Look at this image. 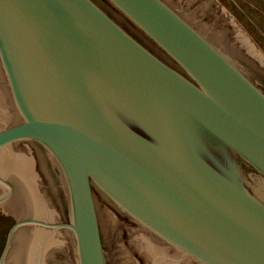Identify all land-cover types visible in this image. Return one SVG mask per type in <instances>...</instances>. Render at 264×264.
<instances>
[{"label": "water", "instance_id": "95a60500", "mask_svg": "<svg viewBox=\"0 0 264 264\" xmlns=\"http://www.w3.org/2000/svg\"><path fill=\"white\" fill-rule=\"evenodd\" d=\"M105 1L0 0V150L35 145L67 216L13 223L0 264L25 226L108 264L95 190L180 259L264 264V73L164 0Z\"/></svg>", "mask_w": 264, "mask_h": 264}, {"label": "rangeland", "instance_id": "374dc122", "mask_svg": "<svg viewBox=\"0 0 264 264\" xmlns=\"http://www.w3.org/2000/svg\"><path fill=\"white\" fill-rule=\"evenodd\" d=\"M217 1L234 24L232 38L238 42V46L242 47V49H238L236 46V49L264 72V0ZM0 93L4 96L3 107L0 108L1 127L16 121L1 75ZM13 153L21 157V160L25 159L28 162L33 186L42 196L43 210L39 213L34 211L26 187L17 175L8 171H0V176L4 177L13 187L11 197L0 205V253L8 229L13 223L26 218H42L56 222H59L61 218H67L64 209L63 214L60 215L59 209L51 200V196L44 190L45 184L43 185L34 169L31 157L23 151L13 149ZM47 180L51 184L48 176ZM5 193L6 189L0 186V197ZM94 199L101 224L107 263L150 264L151 261H147L141 255V239L144 234L138 227L117 214L96 190L94 191ZM34 231H41L44 236L50 238V242L48 241L43 247H40L41 244H35L33 240ZM32 256L35 257L36 264H77L73 242L65 230L51 234V230L48 229L31 226L20 228L14 236L5 264H30ZM174 257H176L175 254L168 253L167 263L171 264Z\"/></svg>", "mask_w": 264, "mask_h": 264}, {"label": "flooded vegetation", "instance_id": "af4514ba", "mask_svg": "<svg viewBox=\"0 0 264 264\" xmlns=\"http://www.w3.org/2000/svg\"><path fill=\"white\" fill-rule=\"evenodd\" d=\"M103 1L113 10H115L105 0ZM164 1H166L174 10H176L184 18L188 19L195 26L201 28L202 30H204L205 32L211 35L220 38L225 45L232 46L234 48L238 46L237 45L238 42H236V40L232 38V32H234V24L232 23V20L228 18L226 13L221 9L220 4L218 3L217 0H164ZM126 22L133 28V30L136 31V33L141 37L143 42L149 45L148 47L150 49H152L159 56L164 57V54L150 40H148L143 34H141L130 22H128L127 20ZM237 48L242 49L241 46H238ZM13 147L15 151H23L31 157V159L33 160L34 169L37 171L41 181L43 182V185L45 184L44 190H46L49 193L52 202L59 209L60 215H62L63 206H62L61 198L47 180L46 169L44 167L41 154L37 149V147L29 142H24V141H20L13 144ZM59 222L61 223L66 222V218H61ZM184 263L196 264L188 259L181 260L179 257H174V260L171 261V264H184Z\"/></svg>", "mask_w": 264, "mask_h": 264}, {"label": "bare ground", "instance_id": "6f19581e", "mask_svg": "<svg viewBox=\"0 0 264 264\" xmlns=\"http://www.w3.org/2000/svg\"><path fill=\"white\" fill-rule=\"evenodd\" d=\"M4 96L0 93V108L3 107ZM13 145L0 150V171H8L17 175L22 183L25 185L28 192L30 201L34 207L36 213L43 210L42 196L38 194V191L33 186L32 173L30 174L29 164L25 159L21 160V157L14 155ZM32 172V171H31ZM50 238L44 236L41 231H34L33 240L35 244H41L40 247L44 246ZM141 255L147 261H151L150 264H170L167 263V255L170 253L168 249L157 245L149 237L143 236L141 239ZM41 252V251H40ZM39 252V253H40ZM175 254V253H170ZM177 256V254H175ZM33 257V256H32ZM35 257L32 258L31 263H35ZM183 260V259H181ZM37 261V260H36ZM30 263V264H31Z\"/></svg>", "mask_w": 264, "mask_h": 264}]
</instances>
